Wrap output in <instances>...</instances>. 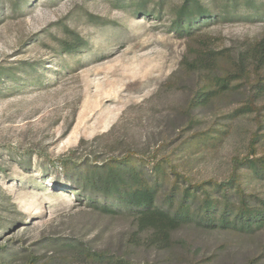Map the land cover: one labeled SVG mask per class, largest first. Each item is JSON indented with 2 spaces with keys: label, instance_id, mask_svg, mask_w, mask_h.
I'll list each match as a JSON object with an SVG mask.
<instances>
[{
  "label": "rangeland",
  "instance_id": "rangeland-1",
  "mask_svg": "<svg viewBox=\"0 0 264 264\" xmlns=\"http://www.w3.org/2000/svg\"><path fill=\"white\" fill-rule=\"evenodd\" d=\"M128 1L34 0L23 15L1 2L0 66L28 60L44 72L33 87L0 86V247L7 242L17 260L31 253L41 263L74 258L73 251L58 254L51 242L70 241L135 264H264V231L191 226L175 231L166 250L130 244L129 236H144L134 219L93 212L59 186V160L104 162L132 153L174 167L192 183H222L234 162L248 156L253 137L259 139L256 156H264V95L260 116L235 114L248 102V87L239 80L196 107L202 75L181 68L200 44L218 54L213 76L232 70L241 52L264 39V7L251 15L242 5L238 17L207 24L189 39L171 31L169 14L178 0H165L162 8L149 0L152 16L136 15V1ZM64 28L88 42L67 61L68 70L57 66L55 54ZM239 174L248 194L264 197L263 181Z\"/></svg>",
  "mask_w": 264,
  "mask_h": 264
},
{
  "label": "trees",
  "instance_id": "trees-1",
  "mask_svg": "<svg viewBox=\"0 0 264 264\" xmlns=\"http://www.w3.org/2000/svg\"><path fill=\"white\" fill-rule=\"evenodd\" d=\"M5 1L9 3L11 12L18 15L25 13V5L34 2L0 0V4ZM135 1L136 15H153L154 11L146 9L149 0ZM164 2L165 0H158L156 6L162 8ZM242 5L254 11L251 15L264 7L263 2L258 0H225L223 6L219 5L218 0H178V5L169 14L171 31L180 37L192 39L207 24L238 17L237 13ZM261 15L264 18V12ZM250 19L253 20V16ZM63 34L64 38H55L59 68L65 67L74 54L88 49V42L76 32L64 28ZM189 52L192 57L181 62V68L200 71L202 75V82L192 99L196 107L204 106L212 97L232 90L234 86L230 85L239 80L248 87V102L235 114L261 115L262 109L257 102L264 95V39L241 52L232 70L216 76L212 73L216 66L217 52L209 48L202 49L200 44L189 49ZM42 68L44 69L39 62L28 60L15 66L1 65L0 86L4 83H16L18 87H33L41 80V77L36 79L35 76L40 71L44 72ZM64 69H71V66ZM215 132L218 137L225 136L222 131ZM258 141L257 136L253 137L249 143L248 156L243 161L234 162L228 182L209 180L192 183L174 167H167L163 162L139 159L132 153L104 162L88 159L76 162L71 159L59 160L55 168L61 170L63 181L59 184V179L56 178L55 182L70 190L75 200L84 203L93 212L103 216L134 219L136 233L144 236L142 239L138 235L129 236L130 244L140 240L149 248L166 250L175 231L191 226L209 232L234 231L252 235L264 231V197L248 194L243 189L239 171H247L248 176L264 182V156H256ZM51 242L55 244L58 254L73 251L75 257L69 260L64 256L61 263L54 262L56 258L52 257L41 263L40 256H32L30 253L22 260H17L19 253L14 252L6 242V245L0 247V264H69L72 260L81 264H135L126 258L116 259L104 252H91L76 246L74 242ZM191 264H204V261Z\"/></svg>",
  "mask_w": 264,
  "mask_h": 264
}]
</instances>
